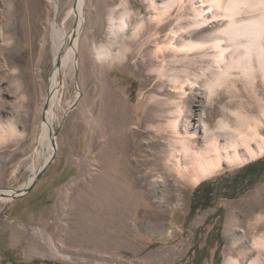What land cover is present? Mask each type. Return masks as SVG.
I'll return each mask as SVG.
<instances>
[{
    "label": "rangeland",
    "instance_id": "374dc122",
    "mask_svg": "<svg viewBox=\"0 0 264 264\" xmlns=\"http://www.w3.org/2000/svg\"><path fill=\"white\" fill-rule=\"evenodd\" d=\"M73 1L59 0V20L68 33L73 32L76 16L65 18V13ZM120 1L86 0L85 21L78 31V42L90 37L93 45L106 43L110 11L117 16L122 7ZM126 1L134 11L155 15L153 3L161 5L162 0ZM173 1L168 17L172 22L159 33L160 41L155 38L158 34L155 26L139 31L137 36L126 40L125 54L121 53L118 40L113 43V49L120 54L114 61L100 62L89 54V63L84 68L78 50L74 74L62 73L59 77L61 89L53 102L58 116L52 123L53 159L29 192L0 201V264H264V255L260 256L259 252L264 253L261 244L264 227L259 228L264 225V170L258 178L249 176L239 182L232 179L241 178L237 173L249 163H258L264 168V149L254 157L246 156L240 163L220 162L225 152H233L235 143L240 153L245 152L246 131L254 134L249 144L255 148L261 144L256 137L264 136V33L260 40L262 48L258 52L250 48L247 52L250 40L240 37L243 31L226 27L229 22L261 18L264 0H221L222 7L215 0L207 6L200 5L198 0ZM233 1L246 12L233 16L232 21L229 17L215 20L203 30L209 33L227 28L226 37H220V47L215 46L217 39L198 40L194 47L176 51L182 66L170 68L167 62L180 46L172 34L178 19L182 16L187 22L195 20L197 26L204 25L213 19L211 12L205 13L208 6L225 12ZM34 4L47 9L46 0H0V188L28 185L33 170L38 171L52 154L46 139L41 138L43 113L49 109L44 96L49 90L53 69L51 44L38 46L36 55L28 61L24 52L28 44L22 40H30L26 36L30 29H26L30 27ZM180 7L183 15L177 14ZM38 25L41 27L42 22ZM252 38L251 42H255L254 34ZM69 40L65 35L64 46ZM157 45L169 55L156 59L153 51ZM189 62H194L195 67L190 68ZM174 84L178 87L174 88ZM103 86L119 100L113 108L123 111L130 128L139 126L146 113L163 115L165 132L159 138L160 143L168 134L171 141L168 145L154 146L158 151L164 147L163 152L168 153L169 143L180 148L184 141L194 144L197 155L181 160L185 168L183 176L176 169L180 160H168L171 170L164 176L166 185L156 188L157 193L163 194L176 189L187 191L179 220L172 223L167 218L163 226L154 220L141 222L129 236L117 239L110 236L106 240L94 236L80 245L72 243L71 232L80 229L85 236L89 229L87 225L85 231L81 228L76 211L81 190L77 183L82 177L96 175L100 170L99 157L122 141L120 124H113L105 133L98 132L97 114L101 112L98 102L102 99ZM113 108L105 111L111 113ZM174 118L179 125L176 131L171 129ZM203 121L209 127L207 134ZM154 125L146 130L153 133ZM126 139L132 141L129 137ZM135 139L144 138L136 136ZM144 147L148 152L154 150L146 144ZM134 154L130 155L131 164ZM210 163L219 165L206 173L203 166ZM93 165L89 175L88 169ZM157 172L152 173L150 180ZM202 181L208 185H203L200 192L204 188L213 189L209 196L211 203L206 208L198 207L190 217L193 190ZM150 187L149 183L145 189ZM155 198L143 197L140 204L144 209H155ZM250 201L260 202V207L250 211ZM216 228L220 241H214ZM48 238L62 248L61 252L52 250L45 241ZM211 242L212 247L208 245ZM196 256H202L200 263Z\"/></svg>",
    "mask_w": 264,
    "mask_h": 264
},
{
    "label": "bare ground",
    "instance_id": "6f19581e",
    "mask_svg": "<svg viewBox=\"0 0 264 264\" xmlns=\"http://www.w3.org/2000/svg\"><path fill=\"white\" fill-rule=\"evenodd\" d=\"M85 1L86 0H77L75 6H73V1L65 13V18L76 16L75 18L77 20V26L72 33H68L63 22H60L59 20V0H46V10L41 6L38 7L37 4H34L32 8V17L29 22L30 27L26 29V31H29L30 29L26 35L30 36V40L27 41L24 38L22 39L28 44L27 47L24 48V52L27 55L28 61H30V59L36 55L35 53L38 49V46L43 48L46 44H51V50L53 54V69L50 76V87L47 91V94L44 96V102L49 104V109L45 110L43 113V122L41 128V138L46 139L51 153L55 149V144L53 142L51 133L53 130L52 123L58 118L53 108V102L60 92L59 89H61L59 77L62 75V73L67 75L74 74L78 65V59H76L77 51L79 50L80 52L82 57V67L84 68L85 65L89 63V54H93L97 61L100 62L110 63L114 61L120 54L119 51H115L113 49V43L118 40H120L119 44H121L120 47L122 48L121 53L125 54L127 46L126 40L131 36H137L139 31L149 30L155 26V31L158 33L155 38L157 41H160L162 35L159 33L165 30L168 25L170 26L172 22V19L168 18L171 15L169 10L175 3L173 0H162L160 5L154 1V6H152V9L155 10V15H150V13L147 14L142 13V11H134L131 6L128 5V1L126 0L120 1L119 3L122 7L118 15L116 16L113 10L110 11L111 15L108 21V34L106 43L93 45L90 37H83L80 43L78 42L77 37L78 31L85 21V17L83 15ZM198 1H201L200 5L202 6H207L208 2H211V0ZM215 1L218 6L219 3H222L221 7L223 6L224 1ZM204 2H207V4H204ZM192 3H194V1H192ZM208 7L209 9L206 10L205 13L209 14L211 12L213 19L204 25L197 26V21L190 20L187 22L184 19L185 17L183 18L182 16H179L180 18L174 27L175 29H172V34L175 37L176 44L180 43V46H177V49H175V52H173V58L167 62L170 68H177L180 65L182 66L176 51H181L192 46L194 47L196 45L195 42H198V40L203 41L217 39L218 41L215 46L220 47V37L222 35L226 37L224 31L227 28L233 31H243L240 33V37L250 40V47H247V52H249L250 48H253L254 51L257 52L260 48H262L260 40L262 39L264 33V15L259 19L239 21L234 23L229 22L226 26V29H216L212 32L204 33L203 30H205V28L215 20L226 19V17H229L231 20L233 16H238L246 12V10H243L238 4H236L235 1L232 2V5H229V7L226 8L225 12L214 9L211 10L210 6ZM181 9L183 8L180 7V9L178 8L176 10L177 14H179L178 12H180L182 15L184 14L183 11L181 12ZM155 21L157 22L156 25H154ZM39 22H42V28L38 25ZM131 24L133 25L129 27ZM22 26L24 27V25ZM129 28L131 29V32L128 33L127 30ZM98 29L99 27H97V30ZM253 34L255 35V42H251L253 41ZM65 35L68 38H71V43H68L66 46H64L63 43ZM229 35H227V37ZM183 37L185 40L186 38L188 40L185 41L181 39ZM167 55H169V53L164 51L159 45H157L153 51V56L156 59L160 57L164 58ZM188 65L190 68L195 67L194 62H189ZM173 87L177 88L178 86L176 87L175 85ZM102 88V99L100 102H98L101 109V112L97 114V120L100 124L98 132L105 133L113 124H120L121 135L119 137L122 138V141L118 144H113L111 150L106 151L101 157H99L100 170L96 175L91 178L87 177L86 179L82 177L81 181L77 183L78 186L81 187V190L77 187L80 190V194L76 199V203H78L76 211L77 214H79V219L81 220V228H83L85 231V227L87 225L89 229L86 231V235L88 236L81 234L82 232L80 229H77L75 233L71 232L74 237V241L72 240V243H77L80 245H85L88 242L87 240L93 238L94 236H102L105 240L110 238V236L114 239L129 236L133 233L134 226L136 224H140L141 222L146 224L147 222L156 221L157 225L163 226L165 225V220L167 218H169L170 222L172 223L179 220L185 206L187 191L184 190L183 192V190L176 189L170 194H163L162 192L157 193L156 188L159 186L165 187L166 185L164 176L166 177L169 175V171L171 170L168 166V160L177 158L178 161H181L185 158H191L197 155L193 147L194 144L191 145L190 142L185 143L183 141L184 144H181L182 146L178 148L173 146L175 144L173 143L175 140L171 142L173 144L169 143V145H171V149L170 151L167 149L169 151L168 153L163 152V150H165L163 146L161 151H158L156 146L168 145V142L171 141L168 138L169 134H166L167 139L162 144L160 143L161 140L159 138L161 134L165 132V127L162 125L164 120L163 115L160 113H146L139 126L130 128L128 125V120L125 119L123 111L113 108L117 103H119V100L113 96V92L109 90V88H106L105 86ZM109 107L114 109H111V113L105 111ZM179 115H181V113L178 109L177 117H179ZM176 120V118L172 119L171 129L175 130L177 129V126H179L177 125ZM203 123L206 126L205 128H208L204 130L207 134L209 131L208 124L205 121H203ZM151 124H155V130L153 129V133L146 130V128L151 126ZM251 135L254 134L246 131L245 136L243 137V140L246 141L247 144L244 153H240L238 151V144L233 142L235 143L233 144L235 145L233 152H225L222 156V160L219 161L226 163H240L245 159L246 156L254 157L262 153V150L264 149V136L259 134L256 137V140L260 141L261 144L255 148L249 144L251 141H253L252 138L254 137H251ZM136 136L137 138L143 136L144 139L138 141L135 139L134 141L133 139L136 138ZM128 137L132 140L131 142H127L126 138ZM244 141L243 143H245ZM175 142L177 143V141ZM145 144L149 145L151 149L154 150L148 152L144 147ZM205 145L207 146V143ZM180 150L181 152L179 153ZM132 152L134 157L132 159L133 163L131 164L130 155ZM177 154L179 155L177 156ZM180 161L176 163V169L178 174L183 176V174L185 175V168L182 166L183 161H181V163ZM214 165V163H210L203 166V171L206 173L212 172V170L217 168L219 164L216 166ZM94 167L95 166L93 165V167L89 168L88 173L90 170H93ZM157 170L158 172L156 176L150 180V176H154L152 173ZM36 173L37 170H33L29 183L32 181ZM149 183L151 187L147 190L145 189V186H147ZM13 190L14 188L10 187L0 188V201L3 202L10 200L11 198L9 195L13 192ZM153 196L156 197L155 201L157 202L154 207L155 209H144L140 204V199L144 197V199L147 200ZM249 203L250 211L260 207V202L258 201H250ZM162 206L164 207L163 209L156 210ZM144 215H146V217H144ZM143 217L145 219H142ZM262 227H264L263 224L259 226V228ZM45 241L51 246L52 250L61 252L62 248L58 244L53 243L50 238ZM261 244L264 245V241H262ZM259 252L260 256L264 255L263 252ZM248 255L249 253H247V256ZM224 264L231 263L225 262Z\"/></svg>",
    "mask_w": 264,
    "mask_h": 264
},
{
    "label": "trees",
    "instance_id": "16d2710c",
    "mask_svg": "<svg viewBox=\"0 0 264 264\" xmlns=\"http://www.w3.org/2000/svg\"><path fill=\"white\" fill-rule=\"evenodd\" d=\"M261 167L258 165V163H249L247 165H245L238 173L237 175L241 178H237V177H234L232 179H236V181L238 180V182L242 179V180H245L246 178H248L249 176H252L253 178H258L259 175L263 172L264 168H261ZM236 181H232L233 184L236 183ZM205 186V185H208V182L206 181H202L200 182L196 187L195 189L193 190V194H192V198H191V202H190V206H189V213L188 215L191 217L193 212L200 206H202V208H206L210 205V201L209 200V196L213 193V189H209V188H204L203 192H200V189L202 186ZM208 187V186H207ZM213 231L215 230H211V232L213 233ZM216 238L214 241H220V238H221V235H220V232H219V229L216 228ZM209 241V240H208ZM209 246H213V243H209L208 244ZM219 248H217L216 251H218ZM199 258V263L202 259V256H196L195 259H198Z\"/></svg>",
    "mask_w": 264,
    "mask_h": 264
},
{
    "label": "water",
    "instance_id": "95a60500",
    "mask_svg": "<svg viewBox=\"0 0 264 264\" xmlns=\"http://www.w3.org/2000/svg\"><path fill=\"white\" fill-rule=\"evenodd\" d=\"M77 0H74L73 6H75ZM77 26V20L75 19V23L71 29L76 28ZM73 35V34H72ZM69 43H71V38L69 40ZM54 151L50 155L49 159L44 163V165L37 171V173L34 175L32 181L27 185V186H22V187H14L13 192L9 195L11 199H15L17 197L25 195L27 192H29L32 187L35 185L37 179L40 177L41 173L43 172L44 168L50 163V161L53 159Z\"/></svg>",
    "mask_w": 264,
    "mask_h": 264
}]
</instances>
